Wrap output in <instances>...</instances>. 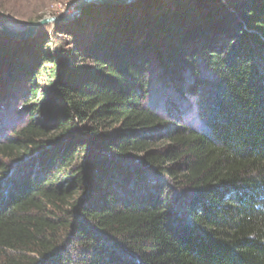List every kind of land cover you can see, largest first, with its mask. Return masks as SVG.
I'll use <instances>...</instances> for the list:
<instances>
[{
    "label": "trees",
    "instance_id": "1",
    "mask_svg": "<svg viewBox=\"0 0 264 264\" xmlns=\"http://www.w3.org/2000/svg\"><path fill=\"white\" fill-rule=\"evenodd\" d=\"M57 33L0 39V264H264V0Z\"/></svg>",
    "mask_w": 264,
    "mask_h": 264
},
{
    "label": "rangeland",
    "instance_id": "2",
    "mask_svg": "<svg viewBox=\"0 0 264 264\" xmlns=\"http://www.w3.org/2000/svg\"><path fill=\"white\" fill-rule=\"evenodd\" d=\"M81 1L82 0H0V19L11 22V24L6 25L11 32L6 35L0 33V39L5 38L12 41L16 47L14 52L15 56L18 59H23L26 58L28 53L33 49H45L47 45H50L47 41H55L56 39L66 40L68 38L67 35L57 33L58 27L62 25L66 26L81 20L86 6L90 4L101 5L107 3L126 7L135 2L125 4L91 2L80 5ZM45 18H54V20L38 26L34 34L28 35L22 32L25 30L26 26L32 25ZM73 31L76 33L77 27H75ZM52 47H54V45H52Z\"/></svg>",
    "mask_w": 264,
    "mask_h": 264
},
{
    "label": "water",
    "instance_id": "3",
    "mask_svg": "<svg viewBox=\"0 0 264 264\" xmlns=\"http://www.w3.org/2000/svg\"><path fill=\"white\" fill-rule=\"evenodd\" d=\"M136 0H82L80 2V5H83V4H87V3H91V2H111V3H120V4H125V3H131V2H134ZM54 18H45V19H42L32 25H29V26H26L25 27V30H23L22 32L25 33V34H34L37 30V27L40 26V25H44L50 21H53ZM11 24V22L9 21H4V20H1L0 19V33L3 34V35H6L8 34L9 32H11V30L6 26V25H9ZM18 30V29H17ZM20 31V30H19Z\"/></svg>",
    "mask_w": 264,
    "mask_h": 264
}]
</instances>
